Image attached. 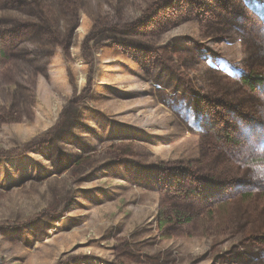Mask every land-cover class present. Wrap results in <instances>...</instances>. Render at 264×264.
Wrapping results in <instances>:
<instances>
[{"label":"rangeland","instance_id":"374dc122","mask_svg":"<svg viewBox=\"0 0 264 264\" xmlns=\"http://www.w3.org/2000/svg\"><path fill=\"white\" fill-rule=\"evenodd\" d=\"M256 76L264 0H0V264H264Z\"/></svg>","mask_w":264,"mask_h":264},{"label":"clouds","instance_id":"9594fccd","mask_svg":"<svg viewBox=\"0 0 264 264\" xmlns=\"http://www.w3.org/2000/svg\"><path fill=\"white\" fill-rule=\"evenodd\" d=\"M249 143L252 144L248 157L243 161L247 169L250 183L264 182V140L256 139L254 142L252 136H256V130H251Z\"/></svg>","mask_w":264,"mask_h":264},{"label":"trees","instance_id":"16d2710c","mask_svg":"<svg viewBox=\"0 0 264 264\" xmlns=\"http://www.w3.org/2000/svg\"><path fill=\"white\" fill-rule=\"evenodd\" d=\"M250 80H253V81H255L256 83H258V84H262V83H264V77H262V76H256V77H254V78H251ZM249 82V81H248ZM250 83V82H249Z\"/></svg>","mask_w":264,"mask_h":264}]
</instances>
